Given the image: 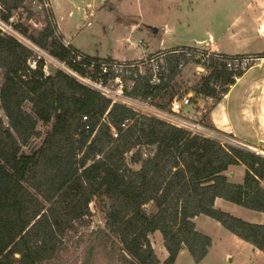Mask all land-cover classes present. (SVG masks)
Instances as JSON below:
<instances>
[{
  "label": "trees",
  "instance_id": "1",
  "mask_svg": "<svg viewBox=\"0 0 264 264\" xmlns=\"http://www.w3.org/2000/svg\"><path fill=\"white\" fill-rule=\"evenodd\" d=\"M47 1L0 0V18L7 22L21 9L26 20L42 24L28 39L49 56L67 61L77 48L65 45L56 33L54 14L43 6ZM258 55L264 57V51ZM85 57L84 63L113 60ZM176 59L169 57L167 82L154 88L142 76L127 93L140 99L151 95L155 106L166 109L178 93L171 84L181 73ZM67 63L84 73L79 63ZM45 65L0 29V264H51L72 234L91 225V203L105 221L104 228L91 232L114 241L118 264H174L183 249L199 262L211 238L196 229L193 218L198 215L215 219L264 253V224L214 205L220 197L264 213V155L112 103L59 68L45 73ZM242 74L211 68L191 87L192 97L219 101ZM197 122L210 127L203 118ZM36 138L41 143L24 152ZM233 165L245 166L241 183L228 179L226 171ZM155 231L167 251L162 262L149 237Z\"/></svg>",
  "mask_w": 264,
  "mask_h": 264
},
{
  "label": "rangeland",
  "instance_id": "2",
  "mask_svg": "<svg viewBox=\"0 0 264 264\" xmlns=\"http://www.w3.org/2000/svg\"><path fill=\"white\" fill-rule=\"evenodd\" d=\"M248 1L250 0H48L46 7L52 10L57 28L59 27L64 39L70 44L92 57L122 60L136 55L141 57L138 51L139 41L143 42L140 46L144 51H155L161 46L169 48L195 45L208 41L209 35L216 42L218 50L229 55L260 51L258 43L253 42L251 27L258 22L253 10L246 9ZM87 2H91L95 8L90 25L86 24L84 18ZM256 10L258 12L257 8ZM260 11L263 22L264 5ZM236 18H240L237 25ZM14 24H19L16 28L21 29V34L27 39L29 34L35 35L42 26L33 20H26L21 9L13 12V27ZM152 27L157 31L153 32ZM238 28H244L246 33L236 34L239 37L232 38L229 33L236 32ZM259 63L260 61L253 63L251 70H255L253 67ZM55 68L52 62L46 61L45 73H52ZM200 76L203 75H197L191 66L186 67L176 81L171 83L173 92H187L198 82ZM246 80L247 77H243L236 82L229 95L230 102L235 101ZM196 103L197 99L191 97L190 105ZM191 115L198 119L195 114ZM38 129L43 133L46 131L41 124ZM40 143L39 138L33 139L30 146L23 150L29 153L31 148H36ZM130 154H127V159ZM235 180L239 178L236 177ZM90 209L91 225L72 234L60 257L51 264H118V250L117 245H113L114 241L106 239L105 235L96 231L91 232L97 226L104 228L103 213L94 203L90 204ZM205 217L201 215L196 220V226L207 232L211 238L207 254L199 262H195L188 252L179 253L174 264H264L263 253H257L252 245L230 235L224 227H216L214 219ZM226 236L233 239L227 240ZM149 237L162 262L167 257V251L161 233L155 231Z\"/></svg>",
  "mask_w": 264,
  "mask_h": 264
},
{
  "label": "built area",
  "instance_id": "3",
  "mask_svg": "<svg viewBox=\"0 0 264 264\" xmlns=\"http://www.w3.org/2000/svg\"><path fill=\"white\" fill-rule=\"evenodd\" d=\"M41 6L40 4L37 5V9H40ZM43 6L46 7L47 3H44ZM85 9L84 18L86 24L90 25V18L95 14V8L91 2H87ZM12 22L13 16L9 17L7 22L0 18V29L32 49L36 53L37 59L42 58L45 62L49 60L56 68L65 71L83 85L109 98L112 103H124L136 109L140 114L158 118L183 128L191 134H198L215 139L221 143L230 142L238 145V141L231 136H227L213 128L204 126L197 122L190 114L184 113V108L190 105L191 102L192 92L190 89L183 94L174 95L166 109L155 106L152 103L151 95H148L145 99H140L130 96L127 91L132 90L135 80L142 76H148V83L150 87L154 88L167 82L168 73L170 71V56L177 57L176 61H174L176 70L182 71L186 67L191 66L197 75H205L211 68L221 67L233 72H245L253 63L257 61L262 62L264 57L258 54L229 55L209 47L206 43H197L195 45L160 48L151 54H144L140 58L129 61L116 59L111 61L90 60V62L84 63L83 61H85L86 58L85 54L78 49H72L67 61L82 65L84 73H80L76 69L69 67L66 60L61 61L55 59L49 56L44 50L35 46L29 39L24 37L17 28L14 29ZM58 29L59 28H57L56 33L61 34L60 31L58 33ZM64 44L67 45L68 43L64 42ZM142 44L143 42L139 41L138 51L140 52H143L140 46ZM35 63L36 60L33 59L29 61V66L33 68ZM199 99L208 102L210 106L215 104V100L207 95H203ZM83 119L85 120L86 117L84 116ZM124 125L123 123L122 126ZM112 135L117 137V132L114 129H112ZM254 152L263 154L258 150ZM143 156H147V152H143Z\"/></svg>",
  "mask_w": 264,
  "mask_h": 264
},
{
  "label": "crops",
  "instance_id": "4",
  "mask_svg": "<svg viewBox=\"0 0 264 264\" xmlns=\"http://www.w3.org/2000/svg\"><path fill=\"white\" fill-rule=\"evenodd\" d=\"M264 5V0H250L247 3L246 9L253 10V15L256 16L257 25L252 26L253 28V42L258 43V48L260 51L255 52H240L235 54H261L264 51V21L262 20V13L260 11L261 7ZM258 9V12L256 10ZM257 12V13H256ZM70 13V12H69ZM240 22V18L235 19V24L237 25ZM59 28V27H58ZM60 31V29H59ZM61 33V31H60ZM244 28L236 29V32H230L229 35L232 38L239 37L238 35L244 34ZM238 34V35H236ZM63 36V34L61 33ZM63 40L65 43H69L67 40ZM205 43L209 46L218 50V46L214 39L209 35L208 41ZM72 45V44H71ZM163 45V42H161ZM73 46V45H72ZM181 46V45H179ZM75 47V46H74ZM175 47V46H172ZM77 48V47H75ZM162 48V46H161ZM80 50L79 48H77ZM160 49V48H159ZM157 49V50H159ZM155 50V51H157ZM81 51V50H80ZM155 51H144L140 52V55L151 54ZM222 52V51H220ZM225 54H229L223 52ZM140 58L136 55L133 58H124L121 61H129ZM117 60V59H116ZM119 60V59H118ZM255 70L247 69L241 76H239L235 83L230 85L227 92L224 93L219 101H215L213 106L203 99H197V103L193 105H188L184 108V113L190 114L193 113L198 117V119L203 118L206 124L213 129L221 132L227 136H231L236 141H238V145L242 147H246L252 151L258 150L259 152L264 154V60L257 64V66L253 67ZM180 75V74H179ZM176 77V79L179 77ZM243 77H247L246 82L241 86V89L238 91L236 95L235 101L232 103L229 100V95L234 85L239 79ZM192 116V115H191ZM236 145V144H235ZM262 154V155H263ZM242 167V168H241ZM245 171L244 165H233L230 166L226 171L229 181L235 183H241L243 180ZM238 177L239 180H235ZM261 186L264 188V179L260 182ZM214 205L217 208L228 211L230 214L242 218L248 222L264 224V213L260 211H255L252 209L245 208L243 206L237 205L235 203L229 202L223 198L217 197L214 201ZM201 215L195 216L193 221L195 223L196 229L209 236V234L202 229L196 226V220ZM206 216V215H205ZM208 217V218H206ZM206 219H213L209 216H206ZM214 221H216L214 219ZM216 227L221 226V224L216 221ZM228 231V230H227ZM230 235H234L228 231ZM235 236V235H234ZM210 237V236H209ZM237 237V236H236ZM227 240H232L231 236H226ZM251 245V244H250ZM253 247V246H252ZM253 249L262 254L261 251ZM187 250L183 249L180 253H186ZM264 254V253H263ZM164 259V258H163Z\"/></svg>",
  "mask_w": 264,
  "mask_h": 264
},
{
  "label": "water",
  "instance_id": "5",
  "mask_svg": "<svg viewBox=\"0 0 264 264\" xmlns=\"http://www.w3.org/2000/svg\"><path fill=\"white\" fill-rule=\"evenodd\" d=\"M153 32H156L157 29L155 27H152ZM205 42H198V44H204Z\"/></svg>",
  "mask_w": 264,
  "mask_h": 264
}]
</instances>
